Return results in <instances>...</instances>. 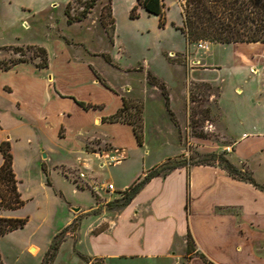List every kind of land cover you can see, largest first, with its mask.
<instances>
[{
	"label": "crops",
	"instance_id": "1",
	"mask_svg": "<svg viewBox=\"0 0 264 264\" xmlns=\"http://www.w3.org/2000/svg\"><path fill=\"white\" fill-rule=\"evenodd\" d=\"M73 1L61 0L65 6ZM163 1L166 8L169 0ZM175 1L171 0L173 4ZM56 2L0 0V51L17 46L8 45L2 38L10 24L23 22L26 16ZM212 45L226 46L225 61H215ZM189 47L185 64H171L173 70L185 74L182 95L174 99L168 83L159 78L169 94V109L161 91L152 86L163 99L174 134L178 129L172 121L175 116L183 132L190 130V105L195 104L191 102V90L207 86L217 94L206 129H218L220 135L216 148L209 149L225 151L232 146L231 152L238 153L242 161L252 152H264V44ZM45 49L51 56L52 52ZM60 49L65 52L66 48L61 45ZM71 66L73 59L67 53L61 60L50 59L44 69L29 62L7 71L0 69V143H11L14 172L25 205L36 198L39 207L45 205L46 213L49 203L67 212L64 223L51 235L50 245L58 233L78 224L75 232L67 233L53 264H264V191L234 178L218 165L193 164L175 169L149 181L124 209L109 206L135 181L169 160L184 157L186 150L176 137L182 149L177 155L148 166L127 182L118 180L119 187L115 181L99 182L113 184V191L94 189L104 167L146 146V123L144 119L140 146L132 126L104 121L123 107L125 97L105 87L98 74L104 81L106 78L90 63L85 64V71ZM147 91L145 82L146 99H152L155 92L150 96ZM175 101L179 110L174 107ZM78 102L101 108L86 110ZM243 143L249 153H243ZM61 154L70 156L71 163L57 160L56 155ZM2 163L0 153V166ZM56 173L81 191L92 187L93 205L76 208L64 189L59 191ZM75 174H84L83 178L77 176L84 187L73 181ZM25 205L18 210L0 209V217L24 218L19 211ZM189 233L194 240L190 253ZM49 247L43 253L37 244L28 249L35 256L42 253L43 264Z\"/></svg>",
	"mask_w": 264,
	"mask_h": 264
},
{
	"label": "rangeland",
	"instance_id": "2",
	"mask_svg": "<svg viewBox=\"0 0 264 264\" xmlns=\"http://www.w3.org/2000/svg\"><path fill=\"white\" fill-rule=\"evenodd\" d=\"M56 1L50 8L26 16L23 22L10 24L2 34L3 41L8 45L36 44L48 48L52 52L49 60H61L68 53L73 59L71 68L85 71V64L90 63L107 79L105 82L111 89L123 95L130 103L140 104L143 112L144 100L146 102L144 114L146 146L140 151H130L129 156L124 160L104 167L96 184L104 181L117 183L120 179L127 182L148 166L158 163L168 156L177 155L182 150L178 147L179 143L176 139L178 137L185 147L186 154L184 157L172 159L171 164L191 165L209 158L210 155L221 154L240 169L249 170L256 183L264 188V152L256 154L252 152L247 160L242 161L238 153L209 149L211 146L216 148L217 142L220 141L218 129L214 131L206 129L208 121L211 120L208 112L214 102L217 90L207 86L191 90V102L195 104L190 105V130L183 132L175 116L172 120L177 123L178 128L175 136L160 93L155 92L147 82V72L150 71L168 83V90L174 99L177 98L176 96L182 95L185 74L173 70L171 64L174 62L185 64L189 55L190 47L180 29L184 24L181 10L184 1L177 0L175 4L171 0L167 2L166 24L161 26L159 17L148 15L138 6L136 0H111L115 18L113 43L102 26L101 14L99 15L101 7L105 3L108 5L109 0H101L87 19L82 23L74 24L68 23L65 14L66 6L62 4L61 0ZM82 3V0H74L71 3L72 16L81 12ZM134 9L138 14L137 18L131 17ZM106 19L109 20V16ZM61 45L65 46V52L60 49ZM191 45H196L199 48L198 43ZM211 48V54L215 55V61L226 60L225 56L228 55L226 46L225 49L216 45H212ZM23 53L25 55L21 56L17 50L7 47L0 51V62L9 63L11 60L20 58L29 60L37 55L35 50L25 48ZM110 55L113 57L111 64L106 61V57H110ZM39 61L40 59H35L33 63ZM145 82L148 88L147 95L151 96L155 92L152 99H146ZM210 98L213 99L211 102ZM174 107L179 110L177 101L174 102ZM95 147L96 145L91 146L92 149ZM244 147L243 143L241 145L243 153H249V151H245ZM146 152L148 155L145 154ZM56 156L59 161L66 163L72 161L68 155ZM77 176L80 174L72 176L73 181L80 187H84ZM56 178L59 191H62L63 188V191L69 196L70 202L76 204V208L93 205L92 187H90L92 191H81L68 182L63 175L61 177V174L57 175L56 173ZM117 185L119 187L118 183ZM262 190L264 191V189ZM47 207L48 213H46L45 205L41 207L37 205L35 198L30 203H26L25 208L19 211L24 215V218H28L26 226L0 238V251L6 264H41V255L49 247L51 235L64 223L67 215V212L64 214L55 203H49ZM32 244L39 245L42 253L35 256L32 253L33 250L29 251L28 248Z\"/></svg>",
	"mask_w": 264,
	"mask_h": 264
},
{
	"label": "trees",
	"instance_id": "3",
	"mask_svg": "<svg viewBox=\"0 0 264 264\" xmlns=\"http://www.w3.org/2000/svg\"><path fill=\"white\" fill-rule=\"evenodd\" d=\"M83 6L81 12L72 16L70 4L66 6L65 14L69 24L83 22L89 17L92 10L101 0H82ZM138 6L141 7L148 15L159 17L161 26L166 24L165 4L163 0H137ZM182 6L183 27L180 28L184 34L188 46L201 41L213 44H236V43H262L264 44V0H185ZM107 11V12H106ZM109 16V20L106 17ZM132 18H137L136 9L131 14ZM101 24L113 43L115 37V18L113 16L112 2L108 1V5H104L101 12ZM17 50L21 56H24L23 49L35 50L37 55L31 59L20 58L11 60L9 63L0 62V69L7 71L14 66L29 62L37 68L44 69L49 67V56L47 50L38 45L28 46H10ZM3 47L1 50L6 49ZM35 59L39 62L33 63ZM106 61L111 64L112 58L106 57ZM98 78L105 87L111 89L107 83L98 74ZM147 82L158 88L169 109V94L165 84L152 72H147ZM123 107L115 114L104 118V121L110 123H123L132 126L137 142L140 146L144 141V112L140 104L130 103L126 98L123 99ZM78 104L86 110L99 109L100 106L78 102ZM173 117V115H172ZM0 153L3 157V163L0 166V209L18 210L24 207L25 201L19 190V181L14 172V158L10 141H2L0 143ZM203 161L193 163L194 165H218L231 176L237 179L248 181L255 186L262 188L254 180L252 173L246 168L240 169L232 164L228 158L221 154H213ZM191 164V165H193ZM188 167L184 164H171V160L165 162L161 166L151 170L142 179L135 181L128 189L122 192L121 198L109 204L111 208L120 210L127 207L137 193L153 178L165 176L169 172L181 168ZM43 170L47 173L46 167ZM50 184V181H48ZM28 223L27 218H3L0 217V238L6 234L22 229ZM77 223L65 228L54 238L48 251L45 254L43 264H53L61 243L66 239L68 232H75ZM188 253L192 251L194 240L192 235L188 234ZM0 264H6L0 251ZM94 264H104L96 262Z\"/></svg>",
	"mask_w": 264,
	"mask_h": 264
},
{
	"label": "built area",
	"instance_id": "4",
	"mask_svg": "<svg viewBox=\"0 0 264 264\" xmlns=\"http://www.w3.org/2000/svg\"><path fill=\"white\" fill-rule=\"evenodd\" d=\"M185 2V0H182ZM209 42L201 41L198 43L199 48L206 49L208 48ZM233 150L232 146H229L225 149V152L229 153ZM80 177L83 178L84 174H80ZM100 188H105L108 191H113L114 190V185L111 183H99L95 184L94 189H100Z\"/></svg>",
	"mask_w": 264,
	"mask_h": 264
},
{
	"label": "water",
	"instance_id": "5",
	"mask_svg": "<svg viewBox=\"0 0 264 264\" xmlns=\"http://www.w3.org/2000/svg\"><path fill=\"white\" fill-rule=\"evenodd\" d=\"M43 157L46 158V155L44 154Z\"/></svg>",
	"mask_w": 264,
	"mask_h": 264
}]
</instances>
